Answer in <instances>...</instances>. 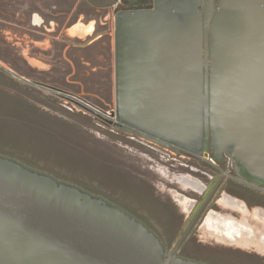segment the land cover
<instances>
[{"label": "water", "instance_id": "water-1", "mask_svg": "<svg viewBox=\"0 0 264 264\" xmlns=\"http://www.w3.org/2000/svg\"><path fill=\"white\" fill-rule=\"evenodd\" d=\"M217 1V9L213 0H205L203 9V0H153L148 7L145 0H131L130 8L117 11V107L112 112L39 85L118 129L153 135L210 160L211 93L220 85L245 89L253 76L264 80V52L211 49L217 34L229 30L237 42L264 46V1ZM0 264L207 263L171 251L154 229L123 207L0 154Z\"/></svg>", "mask_w": 264, "mask_h": 264}, {"label": "rangeland", "instance_id": "rangeland-1", "mask_svg": "<svg viewBox=\"0 0 264 264\" xmlns=\"http://www.w3.org/2000/svg\"><path fill=\"white\" fill-rule=\"evenodd\" d=\"M38 1L0 0V154L121 204L156 230L171 251L211 264H264L228 250L264 258L255 249L220 241L210 230L214 222L205 227L190 222L222 179L209 162L172 150L161 153L155 149H163L160 145L108 126L69 97L39 85L108 113L117 107L116 13L106 24L99 20L96 32L70 38L63 30L75 19L70 12H43V23H33ZM123 9L121 4L118 10ZM81 23L84 27L86 20ZM219 189L212 200L220 197L226 209L229 198ZM173 206L189 222H169ZM199 239L213 249L202 248Z\"/></svg>", "mask_w": 264, "mask_h": 264}, {"label": "crops", "instance_id": "crops-1", "mask_svg": "<svg viewBox=\"0 0 264 264\" xmlns=\"http://www.w3.org/2000/svg\"><path fill=\"white\" fill-rule=\"evenodd\" d=\"M121 1L39 0V9L34 11L31 19L36 25H41L45 18L43 12H60L62 14L70 12L69 14L75 19L65 25L63 30L70 38L82 37V34L89 35L96 32L100 23L99 20L106 24L111 16L119 11ZM47 2L51 4L50 7H44ZM70 4L71 8L68 11L67 7ZM259 6L261 7V4ZM83 7L89 11L81 10ZM221 8L222 6H220ZM83 20H86L84 27L80 25ZM219 36L222 37L221 40H219ZM216 38L217 40H213L211 47L213 51L221 53L232 51L237 53L245 51L264 52V46H247L246 43L235 41L230 30L218 33ZM253 58L251 57V59ZM235 59L241 58L236 57ZM261 59L264 61V56ZM220 64L238 66L244 63L222 62ZM216 81L237 82L236 79L232 78H218ZM248 81L249 84L242 90L236 89V86L220 85L211 93L214 148L211 149L212 158L210 160L203 157L199 158L200 162H209L212 167L220 172L222 179H220L219 185L229 183V188L223 190L224 196L229 198V201H225L226 209H224L229 212H232L229 209L238 212L239 214H236L240 215L241 219H234L230 215L223 216L213 210L208 211L207 207L204 226L206 222H259L257 216L262 215L264 217V86L260 85L264 80L253 76ZM231 149L233 154L229 151ZM218 151L222 156L221 158L215 157L219 155ZM231 156L233 160H231ZM200 184H197L195 188H203V185ZM250 200H257L260 203L251 209L246 204ZM257 211L258 213H256ZM209 218L211 219L209 220ZM221 219L225 221H221ZM223 225L221 224V227L227 230ZM230 226L231 231L228 233L224 231L226 234H231L236 228L234 223H231Z\"/></svg>", "mask_w": 264, "mask_h": 264}, {"label": "flooded vegetation", "instance_id": "flooded-vegetation-1", "mask_svg": "<svg viewBox=\"0 0 264 264\" xmlns=\"http://www.w3.org/2000/svg\"><path fill=\"white\" fill-rule=\"evenodd\" d=\"M152 4H153V0H145L144 7H148V6L152 5ZM217 4H218V1L217 0H213V5H214L215 9H217V7H218ZM123 5H124V8H130L131 0H125ZM204 8H205V0H203V9ZM99 118H101V117H99ZM101 119L103 120V122L106 125L115 127L113 124L108 123L104 118H101ZM119 130H121V129H119ZM135 135L139 136L140 138L147 139V140H149L152 143L160 145L163 149H161V148H159L157 146H156L157 148L155 147V149H157L161 153L166 154L167 152L165 150H169V151L172 150V151H175V152L179 153L181 157H187L188 156L189 158L190 157L191 158L193 157L195 159H199L200 158V156L197 155V154H194V153H192V152H190V151H188V150H186V149H184V148H182V147H180L178 145H175L173 143H170V142H168L166 140L160 139V138L155 137L153 135H150V134H147V133L140 134V135L135 134ZM184 180H185V182H189L191 185H193L195 187L197 186V183L195 181L191 180V179L185 178ZM228 185H229V183H227V184L225 183L223 185L220 184V185L217 186V188H218V190H220L219 188H223V189L224 188H229ZM217 188L214 189L213 194L209 198H207V201L205 202V204L197 211L195 218H193L190 222H193V223L194 222L195 223L196 222H203L201 224V225H203L205 217H206V214H207V213H205L206 207H208V211L209 210H213L215 212L220 213L223 216L230 215V216L234 217V219H237V220L241 219L240 215H237V214H239L238 212L236 214V211L235 212L226 211L224 208H222L218 204V199L220 197L215 198L214 200H212V197H213L214 193L216 192ZM102 197H104V196H102ZM105 199L110 201V202H112V203H114V204H116V205H119V206L123 207L121 204H119L117 202L115 203L114 201H112L110 199H107V198H105ZM199 202H200V198L197 199V201H196L197 204L194 206L192 211L195 210V208H196V206L198 205ZM258 203H260V202L257 201V200H254V201L250 200V201L246 202L248 207H250L251 209H253L254 207L258 206L259 205ZM124 209H126V208H124ZM173 209H172V212H171V214H172L171 216L172 217L168 220L169 222H189V217L188 216L186 217V214H185L184 211H182L181 209H176V206H173ZM135 216L137 218H139L140 220H142L138 215H135ZM152 220L155 221L157 219L153 218ZM221 221H225V220L221 219ZM258 221L259 222H233L236 225V228L232 231L231 234H226L224 231H226V232L231 231V226L230 225H231L232 222H214V224L216 226H213L214 229H210V230H212V234L216 238H218L220 241H222V242L224 241V242L231 243V244H239L242 247L255 249L254 251H257V252H260V253L264 254V227H263V225H261V222H264V220H261L259 218ZM221 224L222 225L224 224L223 226L225 228H227V230L222 228ZM154 231L160 236V238L164 242L163 237L156 230H154ZM197 241L199 242V245L202 248L213 249V247L211 246V244H213V243H211L210 245H206V244H203L204 241L201 240V239H199ZM166 247H168V246L166 245ZM227 249L228 250H235V251L243 253L244 255H247V256H255V257L257 256L262 261H264V258L256 255V253L254 255H251L249 252H246V251H244L242 249H236V248H227ZM175 252H177V251H175ZM177 253L179 254V252H177ZM179 255H181L182 257H185V258H190V257L185 256L183 254H179ZM190 259H192V258H190ZM205 263L211 264V263H208V262H205Z\"/></svg>", "mask_w": 264, "mask_h": 264}, {"label": "bare ground", "instance_id": "bare-ground-1", "mask_svg": "<svg viewBox=\"0 0 264 264\" xmlns=\"http://www.w3.org/2000/svg\"><path fill=\"white\" fill-rule=\"evenodd\" d=\"M37 22H39V20H37ZM233 223V222H232Z\"/></svg>", "mask_w": 264, "mask_h": 264}]
</instances>
